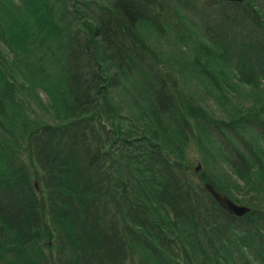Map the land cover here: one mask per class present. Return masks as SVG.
I'll return each mask as SVG.
<instances>
[{
    "label": "trees",
    "instance_id": "1",
    "mask_svg": "<svg viewBox=\"0 0 264 264\" xmlns=\"http://www.w3.org/2000/svg\"><path fill=\"white\" fill-rule=\"evenodd\" d=\"M186 1L171 3L174 9L180 6L176 14L185 10ZM214 1L227 6L217 13L210 3L190 5L204 23L209 44H199L190 58L184 53L177 62L189 66L188 80L204 78L220 89L224 81L212 77L207 65L225 68L228 58L218 63L219 56L232 47L235 61L230 64L237 68L238 81L253 85L252 74L264 75V35L257 33L264 30L260 0ZM57 2L59 9L54 10L46 0H20L17 5L0 0V36L11 51L23 54L37 38L52 49L53 57L58 55L61 66L52 81L41 79L57 122L22 130L30 141L33 136L40 140L29 142L28 159L22 160L17 151L21 126L16 115L5 112L4 93L0 95V264H125L131 249L140 254V264H168L163 238L180 247L184 264H264V208L248 205L251 210L242 217L226 213L204 187L205 182L216 187L212 177L194 184L163 153L171 144L164 132L175 121V109L168 111L166 105L177 96L165 87L163 75L149 78L148 71L139 69L153 53L143 25L149 33H159L151 11L167 2ZM143 22L147 24L141 26ZM0 75L4 86L1 70ZM131 81L136 85L131 84L127 114L120 115L115 104L111 127L97 133L91 114L110 109L115 84L129 86ZM140 88L143 98L133 99ZM199 106L192 113L187 110L225 136L218 149L235 175L227 180L237 188L261 191L264 105L253 114L243 110L239 122L208 117ZM242 126L246 131L254 128L255 136L240 133Z\"/></svg>",
    "mask_w": 264,
    "mask_h": 264
},
{
    "label": "rangeland",
    "instance_id": "2",
    "mask_svg": "<svg viewBox=\"0 0 264 264\" xmlns=\"http://www.w3.org/2000/svg\"><path fill=\"white\" fill-rule=\"evenodd\" d=\"M11 1L13 5H17L20 2V0ZM57 1L58 0H46L48 4L53 5L54 10L59 9ZM163 1L167 2V6H163L162 9L159 3H157L158 5H156L151 11L156 15V25L158 26L159 33H149L147 27L143 25L146 22L141 24V26L143 25V31H145V35L149 40L148 43L151 44L150 47L152 48L153 53L146 59L145 63L142 64V67L139 69L146 72L148 71V73H150V75L148 74L149 78H154V75H163L167 83L165 87L171 89L177 96V98L174 97L175 99L172 103L166 105L168 111H173L175 109L174 116L172 115L175 121L169 122L166 132H164L166 137L170 140L171 144L169 149L172 153L169 154L167 151H171L165 149L166 147L164 148L163 153L165 156L168 154L171 162L176 163L178 165L177 168L180 167V169H183L188 178L191 179L194 184L199 185L202 182L201 180L203 177H212L217 189L222 193L227 194L236 203L252 207H260L262 209L264 208V187L261 191H258V193L252 188L245 186L237 188L235 187V184L227 180L228 177L234 179L235 175L228 169L227 164L222 162L224 153L222 150L218 149L219 141H226L225 136L221 135L218 129L213 125L211 126L207 124V121L205 122L201 117L197 118L196 115L191 113L195 110L193 109V106L199 104L200 106L197 108L204 106V111H206L208 117L212 116L225 121H230L233 120L232 118H236L234 121L239 122L237 116H239L243 110H246L249 114H253L259 111L260 106L264 105V75L256 77L252 74V78L254 79L253 85L238 81L237 68H235L233 64H230L235 61L234 56L230 52L233 48H228L227 46L226 53H221L222 55L219 56L218 62L220 63L226 55V59L228 58L226 64L228 65H226L225 68L223 66L219 68L217 63L214 64L213 68H209V65H207L209 70L208 73L212 77L219 79L221 82L224 81L223 83L225 85L221 84V88L218 89L215 87L214 83H209V81H206L204 78L196 79L191 77L193 79L188 80L186 75L189 74V71L187 70L189 66H185L177 61L182 59V57H185V55H189L190 58L193 55L192 49H196L199 44H209L203 30L204 23L195 11L192 10L190 5L195 6L196 4L202 5L203 3H210L211 5L217 6L215 9L211 6V9H213L214 12H217V9H222V6L226 7L227 5H224L222 2L218 3L214 0H187L185 10H182L181 14H176L175 9H180V6L177 5L174 9L171 3L178 4L177 2L180 0ZM243 1H241V3ZM248 2L249 0H247V3ZM257 7L260 8L264 15L263 0H260V3L257 2ZM228 13H230L231 16L233 15L231 12ZM180 15L183 16V19L179 17ZM220 23L227 25V22L224 19H221ZM261 27H264V18H262ZM2 28L3 27L0 26V30ZM244 29L249 28L246 27ZM257 33L258 36H262V34L264 35V30L262 29V31H258ZM39 43L40 42H38L37 38L36 40L33 38V42L30 43L29 41L27 44V50L25 53L21 54L18 52L15 54L11 51L7 42L0 36V70L5 77L3 86L2 75H0V95L4 93V99L1 103L8 115H16V124L21 126V128L18 127L21 132L22 130L26 131L27 127H38L43 124L52 125L56 123L58 119L57 116H54V111L48 106L50 100L47 92L43 89L45 80L41 81V79L43 78L52 81V79H54L53 76L55 77L53 74L56 72L60 73L59 69H61V66L58 62V55L53 57L51 55L52 49H50L47 44L40 45ZM179 47H183L184 50ZM54 52L56 53L55 50ZM184 53L186 54L183 55ZM14 62L17 65L14 64ZM205 70L206 69H204V71ZM203 72L201 73L203 74ZM251 73L256 74L257 71H251ZM46 75H49V78H47ZM30 78L36 85L34 88H31L32 84H30ZM206 78L208 77L206 76ZM55 79L57 80V78ZM133 82L135 83V81H131L129 86L125 84H115L116 88L110 91L108 99L111 108L107 109L105 112H100V116L97 115L92 117L91 114V118H94L96 124L95 129L97 133H102L105 128L108 129L111 127L110 123L115 116V104H118L120 107V115L127 114L129 108L127 100L131 99L130 90L134 85ZM131 84L133 85L131 86ZM113 85L114 84H112V86ZM141 88L138 92L139 94L136 93V95L133 96V99H139V96H141L140 98H143L142 95L144 94H141L143 93ZM178 103H181L184 108L182 107L180 110L181 107ZM133 104L138 105L137 102H133ZM44 106H46V108ZM180 111L182 113H180ZM167 115L170 116V113ZM167 115L165 114L162 116L167 117ZM24 122L27 124H24ZM242 128L243 126L238 128L240 133H243L245 136H248L249 134L255 136V134H253L255 131L254 128L250 127L251 129L248 131L245 129L243 130ZM177 130L179 133L176 132ZM31 140L32 141H30L27 135L22 132L20 144L17 145V151L20 153L22 160L29 158L31 150L28 148V144L29 142L34 144L37 141V136H33ZM198 164H200V168L196 170ZM35 170L33 164L32 171ZM260 175L262 176L264 174L260 173ZM32 182H35L38 185V180L34 178V176L32 177ZM218 186L224 187L225 189H219ZM226 189L229 190L228 193ZM253 203L255 205H253ZM170 241L171 240L167 238L161 240L162 245L168 248V254L170 255H165L164 258L168 264H173L176 261L183 263L180 247L176 248L174 243ZM51 244L52 242L50 245ZM43 249L45 251L49 250L46 247H43ZM136 252L131 249L128 258H126L125 264H140L142 261L140 260L141 256ZM246 252L247 255L251 257V252ZM52 253L55 257L56 251L54 247H52ZM46 255L50 258V252H46ZM58 255L59 253L57 254V257ZM253 261L255 262V260ZM241 264L243 263L241 262ZM255 264H262V262H256Z\"/></svg>",
    "mask_w": 264,
    "mask_h": 264
},
{
    "label": "water",
    "instance_id": "3",
    "mask_svg": "<svg viewBox=\"0 0 264 264\" xmlns=\"http://www.w3.org/2000/svg\"><path fill=\"white\" fill-rule=\"evenodd\" d=\"M227 1L241 2L243 0H227ZM199 168H200V164L196 166V170H198ZM204 187L226 213L236 217H242L250 212L251 208L249 206L236 203L227 194L222 193L217 188H215L212 183L205 182ZM174 264H184V263L176 261L174 262Z\"/></svg>",
    "mask_w": 264,
    "mask_h": 264
}]
</instances>
